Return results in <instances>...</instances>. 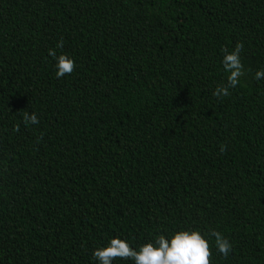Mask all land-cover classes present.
Listing matches in <instances>:
<instances>
[{"label": "trees", "instance_id": "trees-1", "mask_svg": "<svg viewBox=\"0 0 264 264\" xmlns=\"http://www.w3.org/2000/svg\"><path fill=\"white\" fill-rule=\"evenodd\" d=\"M258 69L264 0H0V264H98L112 237L186 227L229 239L209 264H264Z\"/></svg>", "mask_w": 264, "mask_h": 264}, {"label": "clouds", "instance_id": "clouds-1", "mask_svg": "<svg viewBox=\"0 0 264 264\" xmlns=\"http://www.w3.org/2000/svg\"><path fill=\"white\" fill-rule=\"evenodd\" d=\"M58 48L62 42L58 41ZM243 45L237 42L231 51L224 50L221 64L226 75V80L216 86L213 96L227 97L230 89L234 88L244 75V66L241 59ZM48 55L55 60V75L62 77L73 71L75 61L68 53H57L54 49L48 50ZM255 79L264 78V69H258ZM22 119L25 125L39 123L35 112H24ZM222 255L230 254L232 245L227 237L215 229L208 233L198 228H179L171 233L158 234L146 240L138 247H130L128 241L120 237L110 238L106 245L93 250L92 255L98 264H112L116 257L130 258L134 264H209L210 245Z\"/></svg>", "mask_w": 264, "mask_h": 264}]
</instances>
